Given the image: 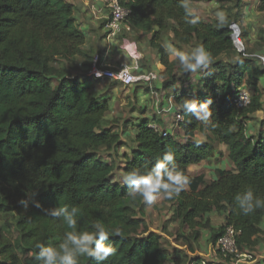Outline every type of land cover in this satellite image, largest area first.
Wrapping results in <instances>:
<instances>
[{
  "label": "trees",
  "instance_id": "1",
  "mask_svg": "<svg viewBox=\"0 0 264 264\" xmlns=\"http://www.w3.org/2000/svg\"><path fill=\"white\" fill-rule=\"evenodd\" d=\"M246 1H122L131 29L150 35L148 45L157 50L161 91H172L186 140L163 137L147 120L132 124L135 148L123 155L125 180L118 183L120 135L102 126L110 104L74 76L86 37L71 5L0 0V264H164V236L149 231L144 215L164 205L187 249L172 250L164 261L215 264L194 257L196 247L205 232L212 256L222 260L214 250L227 227L236 232L239 254L256 250L264 232V132L262 123L250 135L247 125L264 113V71L254 50L239 53L234 45ZM192 3L217 4L220 19L205 23L189 13ZM256 11L264 13V0ZM263 35L264 29L257 48L264 50ZM192 43L211 70L187 92L177 76L199 67L197 54L185 49ZM243 87L251 103L238 109L233 100ZM197 134L206 140L195 141ZM214 144L226 148L232 169L215 180L189 176L190 167L212 157ZM213 212L223 216L216 228L208 219Z\"/></svg>",
  "mask_w": 264,
  "mask_h": 264
},
{
  "label": "crops",
  "instance_id": "2",
  "mask_svg": "<svg viewBox=\"0 0 264 264\" xmlns=\"http://www.w3.org/2000/svg\"><path fill=\"white\" fill-rule=\"evenodd\" d=\"M64 1L67 4L71 5L73 9V17L75 19V23L77 27L79 28V30L86 37V42L83 47L86 54L85 56L79 57L77 61V65H76L78 70L75 71L74 76H78L80 78V81L83 83L84 87H87L90 90V93L93 96V98L99 101L107 100L109 102L110 109H109V112L106 114L108 115L112 109L111 105H115L116 99L119 98L120 95H116L115 93L116 91L115 92L113 91L112 93L110 92L109 94H105L109 90H102L100 89L101 86H98V85L96 87H90V86L88 87L87 82L92 81V80L87 78L86 72H88L87 70L88 67L86 66H91L92 60L96 56L99 58L100 65L108 67V68L117 69V68H120L121 66H124V67L129 68L134 74H137V75L153 72L159 76L161 69H162L161 66L159 65V55L157 53V50L150 48L148 45L150 35L142 34V33H139L133 30H131V32H126L125 30H123L119 35H116L115 37H112V38L107 37L105 24L107 22V18L109 17V11L106 8L105 0H64ZM258 2L259 0H247L245 2L246 5L243 8V13L245 16L244 20L248 16L247 13L248 12L250 13L251 10L252 11L254 10V12H251V13L255 14L254 15L255 17L264 16V13H258L256 11ZM249 16L253 17L252 15H249ZM239 28L241 29V31L244 29L242 28L241 25L239 26ZM239 28L236 27V29H238L237 31H239ZM244 30L246 31L247 33L246 36H247L249 32L246 29ZM243 41L247 43L248 41L247 37H245ZM249 49L252 50V48H249ZM130 51L133 52L134 55L129 54ZM263 53H264V50H263ZM200 72H201L200 70L194 69L193 71L187 73L186 75L184 76L182 75L183 77L182 76L180 77L179 75L177 76V78L181 80L182 78L183 79L187 78L189 81L190 77L196 74L197 79H200L198 78ZM201 73H202L201 75H204L206 72H201ZM262 80L263 78L260 80L259 86L261 88H264V83ZM159 82H160V78H158V80L150 88L147 86L149 89L152 90L150 93L152 97V101H153L152 110H154L155 113L158 114L157 117L153 116V119L149 123H153L154 126L156 125V127L160 131L166 132L169 135H173L179 143H183L185 142L186 138L179 131L178 127L174 124V114L177 112L178 107L170 95L172 94V92L169 91L166 94H164L161 90H158L162 92L161 94H159L157 90H154V88L158 89L157 84H159ZM195 90H198V89H195ZM194 93H196V91ZM138 97L139 98L142 97L141 99H145L141 95ZM258 113L263 114L262 111ZM258 113L251 116V121H254ZM144 120H147L146 117H144L142 121ZM201 121L203 125H205L207 122L205 118H201ZM251 121L247 125L248 134L256 135L260 132V129L259 131L258 130L255 131V128H254L255 124H253ZM262 123L263 122L259 123L260 128H261ZM263 128H264V123L262 126V130ZM194 140L198 142H203L206 140V137L203 134H197ZM213 147H214V152H213L212 157L209 158L207 161L203 162L199 166L190 167L187 170V173L189 176L191 177L203 176L202 174L191 175V173H195L194 172L195 169H202V167H205L206 164L213 162L215 160H220V162H218L219 166H216L213 171L210 168H208L210 171H212L214 175L212 179H209V180H215L217 177L216 173L218 171H224L227 168L232 167V165L229 166V162L227 160L226 148L222 145H217V144H214ZM218 151L220 152L218 153ZM227 165L229 167H227ZM230 169H227V170H230ZM212 173H211V176H212ZM204 179L206 180L205 177ZM209 216L212 218H216V221H218L216 226L211 224L214 228L222 224L223 222L222 215H218L217 213L213 212L209 214ZM206 238H207V234L204 233L202 235L201 241L205 240L204 241L205 243ZM199 249H202V247H200ZM201 253L202 252L200 251L199 253L200 256H198V254H195L194 257L205 260V258H203ZM211 255H212V250H211V253H207L206 256L208 257ZM163 259H165V257ZM169 264H172V263H169Z\"/></svg>",
  "mask_w": 264,
  "mask_h": 264
},
{
  "label": "rangeland",
  "instance_id": "3",
  "mask_svg": "<svg viewBox=\"0 0 264 264\" xmlns=\"http://www.w3.org/2000/svg\"><path fill=\"white\" fill-rule=\"evenodd\" d=\"M244 6L242 7V12H243ZM217 8H218V5L215 3H192L190 4V7H189V13L201 18L205 23L214 24L218 19H220V14L217 13ZM251 12H254V10L253 11L251 10L250 13L248 12L247 13L248 16L246 17V19L243 20L240 24H238L239 26L241 25L242 28L246 29L249 32L248 33L249 37L248 35L246 36L248 41L247 43L242 41V38H241L242 31L240 28H239V31H237L238 41L242 44L244 49L252 48V50H254L252 51V53L255 56L256 55L264 56L263 49L257 48L258 42L260 41V37H261V31L264 29V16L255 17L254 16L255 14H252ZM249 15H252L253 17H250ZM244 32L246 31L244 30ZM262 37H264V35ZM163 42H165L164 46L167 49L170 59L173 60L176 54H175L174 46L172 42L170 41V37L167 36V39H164ZM185 49L192 50L193 52L197 54L196 58H198L199 60V63H198L199 67L197 68L198 70H200L201 72H208V70H211V67L208 66V64H206L203 53L198 51V49L194 47V43L189 45V47H185ZM201 72L199 73V77H198L200 79H197L196 74L190 77L189 81L187 78H184V79L182 78V80L179 79L178 83L181 85V89L186 90L189 88L187 92L188 91L193 92L195 89L200 88L202 84V78L204 77V75H201L202 74ZM181 76L182 75H180V77ZM262 78H263L262 81L264 83V76ZM87 84H88L87 85L88 87L89 86L96 87L98 85V86H101L100 89L102 90H109L105 94H109L110 92L112 93L113 91L114 92L116 91L115 92L116 95H120V97L116 99L115 105H111V108H112L111 112L104 117L102 126L107 127L109 124H111L113 129L119 132L121 144H120V148L116 151L117 171H115L114 173L113 180L118 183H123L125 180V177L122 174V171L119 169L123 162L122 160L123 155L130 154L132 149L135 148L134 140H133V136H134L133 126L134 125L132 124H136L138 121H142L144 117H146L147 121L150 122L153 119V116H156V117L158 116V114L155 113L154 110H152L153 101L150 95L152 90L149 89L147 86H143L142 84H136L131 87L124 88L116 83H113L107 80H98V81L92 80V81H88ZM160 84H162L161 79H160L159 84H157L158 89L154 88V90H157L159 94L162 93L161 91H158V90H161ZM179 84H177V91L181 90ZM140 95L143 96L145 99H141L142 97L139 98L138 96ZM263 114L258 113L254 121H251L253 124H255V127H254L255 131L257 130L259 131V129L261 130V128L259 127V123L260 122L264 123ZM149 125L153 126V123H149ZM263 132H264V128H263ZM219 152L220 151H218V153ZM218 162H220V160H215L213 162H210L206 164L205 167H202V169H195L194 171L195 173H191V175L202 174L206 178V180L212 179V177L214 176L212 171L215 169L216 166H219ZM229 166H231L230 163H229ZM229 166L227 165V167ZM208 168H210L212 171H210ZM230 168H227V169H230ZM211 173H212V176H211ZM170 210L171 208L168 205L158 206L156 208L153 206H150L145 209V214H144L145 222L148 225L149 231L157 233L158 235L162 234L164 236L163 237L164 238L163 248H162L163 255L160 257L163 260L164 264H169L170 261L172 260L170 259V261H167V260L164 261L163 259L164 258L163 256H165V258H169L167 256L168 254H170V251L172 250L177 251L179 249L187 250L185 249V247H183L182 240L176 237L178 233L175 234L176 225L172 221V212ZM208 219L211 224L216 226L218 222L216 221V218H212L208 216ZM169 232H172V233H169ZM165 233H168V235H165ZM259 238H260V244L257 246L256 250L250 252L253 258L251 260L242 261L239 264H264V232L262 233V235H260ZM204 241L205 240H202L199 245L197 244L199 247H196L197 248L196 254L200 256L199 253L201 251L203 258H205V260H207L208 262H212V261L220 259L219 256L217 257L212 256V255L208 257L206 256L207 253H211L212 249L209 250L210 248L208 247L207 242L204 243ZM200 247H202V249H199ZM188 254L189 253H187V255Z\"/></svg>",
  "mask_w": 264,
  "mask_h": 264
},
{
  "label": "built area",
  "instance_id": "4",
  "mask_svg": "<svg viewBox=\"0 0 264 264\" xmlns=\"http://www.w3.org/2000/svg\"><path fill=\"white\" fill-rule=\"evenodd\" d=\"M106 8L109 11V17L105 24L106 35L108 38L115 37L119 35L123 30L126 32H131V26L128 24L127 19L130 15V10L122 6L123 0H105ZM241 46L243 52L244 48L242 44L238 41V37L234 38V45ZM236 48V46H235ZM237 49V48H236ZM129 54L134 55L133 52ZM256 59L257 64L260 65L261 69L264 71V56L253 55ZM87 78L91 80H107L116 84L121 85L124 88L131 87L136 84H142L148 86L149 88L158 80V75L149 72L145 74H134L129 68L121 66L117 69L108 68L100 65L99 58L94 57L92 60V65L87 72ZM251 103V94L246 88H241L238 91L237 96L233 100V104L238 109L247 108ZM183 123V117L179 113L174 114V124L179 127ZM155 132L160 133L163 137H166V132L160 131L156 126H150ZM236 232L231 228L227 227L224 230L223 235L217 240L216 248L214 253H219L222 260H215V264H224L223 260H228V264H239L242 261L251 260L253 258L252 254H239L236 247ZM207 262H202L206 264Z\"/></svg>",
  "mask_w": 264,
  "mask_h": 264
},
{
  "label": "water",
  "instance_id": "5",
  "mask_svg": "<svg viewBox=\"0 0 264 264\" xmlns=\"http://www.w3.org/2000/svg\"><path fill=\"white\" fill-rule=\"evenodd\" d=\"M234 38H237V36H235ZM235 46H236V48H237V50H238L239 52L242 50L240 44H239V46H238V45H235Z\"/></svg>",
  "mask_w": 264,
  "mask_h": 264
}]
</instances>
